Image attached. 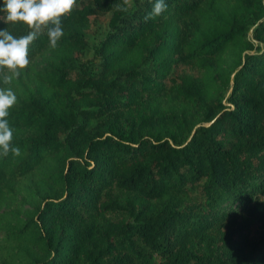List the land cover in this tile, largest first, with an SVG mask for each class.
I'll return each instance as SVG.
<instances>
[{
    "label": "trees",
    "instance_id": "16d2710c",
    "mask_svg": "<svg viewBox=\"0 0 264 264\" xmlns=\"http://www.w3.org/2000/svg\"><path fill=\"white\" fill-rule=\"evenodd\" d=\"M154 3L77 0L55 48L42 26L0 75L20 149H0V264H264V0H165L146 20Z\"/></svg>",
    "mask_w": 264,
    "mask_h": 264
},
{
    "label": "clouds",
    "instance_id": "9594fccd",
    "mask_svg": "<svg viewBox=\"0 0 264 264\" xmlns=\"http://www.w3.org/2000/svg\"><path fill=\"white\" fill-rule=\"evenodd\" d=\"M76 0H4L0 11L5 22H23L30 31L26 36L14 38L7 28L0 30V75L3 83H10L13 76L20 75L18 69H24L29 64L28 46L38 37L42 26H48L47 35L50 46L55 48L58 39L63 35L61 17L72 11ZM124 5L128 0H123ZM120 11H127V7L117 6ZM167 9L165 0H155L152 11L145 17L146 20L160 16ZM7 69V72L3 70ZM17 97L9 89H0V149L7 156L9 151L14 155L20 154L18 147H13V131L8 120V109L16 102Z\"/></svg>",
    "mask_w": 264,
    "mask_h": 264
},
{
    "label": "rangeland",
    "instance_id": "374dc122",
    "mask_svg": "<svg viewBox=\"0 0 264 264\" xmlns=\"http://www.w3.org/2000/svg\"><path fill=\"white\" fill-rule=\"evenodd\" d=\"M109 15H110V12L105 13V14H100L97 16L91 15V23L85 30L89 48L86 50L85 54L82 56V59L90 56L93 50V46L97 44L98 41L106 34L107 29H108L107 22H108ZM247 36L251 37V30L248 31ZM238 51H239V47L234 44L228 45L223 51L220 61H221V66L226 68L225 72L232 70V68L234 67ZM245 51L246 50H243L241 54H243ZM43 62H44V58L40 57L37 62V65L38 66L41 65L43 64ZM235 69L236 67L231 71L230 77H232V75L234 74ZM222 70L223 69L218 68V70L214 71L213 73L214 76L215 77L219 76V74L222 73ZM185 71L196 73V70L193 68H186ZM222 88H223V94H224V99H225V96L228 94L230 87L225 85ZM1 232L2 230H0V233ZM22 264H29V263H22Z\"/></svg>",
    "mask_w": 264,
    "mask_h": 264
}]
</instances>
